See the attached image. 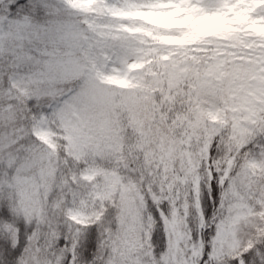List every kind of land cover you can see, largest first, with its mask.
<instances>
[{"label": "snow or ice", "instance_id": "obj_1", "mask_svg": "<svg viewBox=\"0 0 264 264\" xmlns=\"http://www.w3.org/2000/svg\"><path fill=\"white\" fill-rule=\"evenodd\" d=\"M0 264H264V0H0Z\"/></svg>", "mask_w": 264, "mask_h": 264}, {"label": "rangeland", "instance_id": "obj_2", "mask_svg": "<svg viewBox=\"0 0 264 264\" xmlns=\"http://www.w3.org/2000/svg\"><path fill=\"white\" fill-rule=\"evenodd\" d=\"M156 21L157 23L168 22L165 18H157ZM144 86L151 88L153 85L151 83ZM152 103L150 97H140L136 99L134 105L122 102L113 103L109 107L107 116L110 122L109 133L124 143L126 141L124 135L126 129L135 133L143 132L146 146L154 145L157 141L170 139V134L165 131L167 126L155 124Z\"/></svg>", "mask_w": 264, "mask_h": 264}, {"label": "trees", "instance_id": "obj_3", "mask_svg": "<svg viewBox=\"0 0 264 264\" xmlns=\"http://www.w3.org/2000/svg\"><path fill=\"white\" fill-rule=\"evenodd\" d=\"M157 23V21H155ZM157 62L156 61H153L152 64H156ZM152 64H149V65H146V70H151V67H152ZM147 84H151V82H148ZM148 87V86H147Z\"/></svg>", "mask_w": 264, "mask_h": 264}]
</instances>
